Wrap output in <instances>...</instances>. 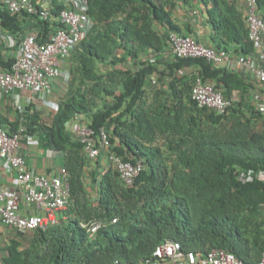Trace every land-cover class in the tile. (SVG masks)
Instances as JSON below:
<instances>
[{"label": "trees", "instance_id": "obj_1", "mask_svg": "<svg viewBox=\"0 0 264 264\" xmlns=\"http://www.w3.org/2000/svg\"><path fill=\"white\" fill-rule=\"evenodd\" d=\"M6 2L0 0V25L18 39L35 31L46 44L65 26L58 17L63 4L55 3L46 20L13 13ZM257 2L264 17V0ZM199 4L215 26L219 48L253 51L238 0H88L93 24L68 58L67 90L52 123L30 115L10 130L24 126L26 137L65 154L69 205L58 224L16 230L0 247V264H142L168 239L197 253L225 248L249 263L261 259L264 181L243 183L239 173L264 169V131L255 128L264 115L254 109L243 119L237 102L219 114L191 98L197 75L215 81L227 97L247 89L246 77L204 58L175 55L162 64L170 33L191 32L178 22V8ZM3 51L0 34V70H10L15 60ZM185 66L198 73L176 77ZM155 72L171 77L169 97L161 90L149 100ZM78 113H86L97 132L106 128L112 152L143 161L133 185L126 186L113 167L103 171L100 157L92 164L68 128ZM91 220L105 223L94 235L83 226Z\"/></svg>", "mask_w": 264, "mask_h": 264}, {"label": "built area", "instance_id": "obj_2", "mask_svg": "<svg viewBox=\"0 0 264 264\" xmlns=\"http://www.w3.org/2000/svg\"><path fill=\"white\" fill-rule=\"evenodd\" d=\"M7 8L13 12L26 11L41 19L52 18V5H43L35 0H7ZM88 0H65L58 17L65 24L59 28L51 40L40 43L38 34L29 31L21 39V50L10 70H0V93L9 94L14 89L30 90L45 98L52 90L55 80L63 75V66L74 47L90 29L93 21L87 12ZM245 17L249 27L254 52L234 55L232 50L216 48L201 42L193 35L171 32L169 43L175 55L181 58H204L217 67L226 69H247L264 84V17L259 11L257 0H246ZM155 82V81H154ZM191 98L200 107H207L219 114L230 112L239 100L238 93L225 96L222 89L212 80L197 75L191 88ZM256 111L264 114V90L253 95ZM72 133L83 144L87 156L95 160L101 147L110 149L112 143L105 127L97 132L78 116L71 123ZM25 127L15 132L0 125V158L7 169L16 171L14 187L0 185V223L20 231L46 229L58 224L61 214L67 209L71 196L69 172L63 168L57 175L35 173L28 166L25 156L19 152L25 139ZM38 140L29 137L28 143ZM110 160L120 174L125 185L134 184L141 173L143 162L125 160L122 156L110 153ZM243 183L264 181V169H248L239 173ZM117 218L113 219V222ZM105 225L102 220L84 223L91 235ZM1 262V261H0ZM129 264V263H127ZM142 264H264V251L261 259L249 263L225 248H213L205 253L183 249L180 241L168 239L158 245L153 255Z\"/></svg>", "mask_w": 264, "mask_h": 264}, {"label": "crops", "instance_id": "obj_3", "mask_svg": "<svg viewBox=\"0 0 264 264\" xmlns=\"http://www.w3.org/2000/svg\"><path fill=\"white\" fill-rule=\"evenodd\" d=\"M35 1L43 5L51 4L53 6L55 3L56 4L60 3L63 4L64 6L65 0H35ZM238 1L240 2L241 9L245 15L246 0H238ZM176 18L178 22L184 27V29L186 30L191 29V32L188 35H193L197 37L201 42L214 46L219 49L218 44H220V42L218 39L215 26L212 24V22L209 21V17L205 12L204 5L199 4L194 9H190L188 7L186 8L179 7L176 12ZM0 34L2 35V42L4 43L3 53L5 55V59L15 60L21 50V38L19 39L16 38L8 30L2 28L1 25H0ZM230 50H232L234 55L243 54L235 51V47H232V49ZM253 52L254 49L251 53ZM149 56L154 57L152 54ZM162 58L164 59V62H162V64L164 65L165 63L175 59V54L173 53L170 45L167 48V50L163 53ZM68 65L70 66L69 59H67L66 62L64 63L63 75L55 80L52 90L48 92L47 96L44 99L41 98L39 93H33L30 90L14 89L9 94L0 93V125L10 131L13 127L12 123L16 122L17 120H20L19 118L23 119L24 116H30V115H37V116L39 115L38 117H40V119L43 122H46L48 124L52 123L53 118L58 110V103L60 102L61 98L64 96L67 90V80L69 76ZM228 70L236 71L240 73L242 76L246 77V83L248 85L247 89L245 91H242L240 89H235L233 93L237 92L239 97V100L236 101L237 102L236 107L240 109L238 115H240L241 118L243 119H248L252 117L253 110L255 109L253 104V95L256 91H261V90L263 91L264 84L259 82L256 79L255 75L252 74V72L247 69H228ZM191 73H198L197 67L185 66L184 68L178 70L175 73V76L178 78H182L183 76L189 75ZM170 80L171 77H168L167 75L161 76V74L155 72L151 76L147 84V91L150 94L149 100L152 99L153 94L155 92L161 90L164 92L163 98L169 97L168 94L171 89ZM80 115L82 116V121H84L85 123L89 122V116L86 113H78L73 120H75ZM72 121L68 125V128L70 129L71 133H72V129H71ZM256 125H259V128H256ZM255 128L257 130L264 131V116L261 119V121H259V123L258 122L255 123ZM29 137L31 138L33 137L34 139L38 140V142L34 144L28 143ZM111 147L110 149L103 148L101 154L99 155L104 165L103 171L109 167H113V168L115 167L112 161L110 160L109 154L114 153L111 151ZM19 152L25 156L29 168L33 170L35 173L46 174V175H57L64 168L65 154L63 152L45 146L43 143L40 142L39 137L37 136H27V137L25 136V139L21 144ZM99 157L97 159H99ZM97 159L95 160L90 159L93 165H96L95 161ZM15 175H16V171L12 169H7L4 166L2 159L0 158V185L6 188H13L14 187L13 179ZM0 232H1L0 238H2L1 236H4L5 238L8 235L9 237L13 238L17 234L14 229L5 226L2 223H0ZM1 256L2 253L0 252V261H1Z\"/></svg>", "mask_w": 264, "mask_h": 264}, {"label": "rangeland", "instance_id": "obj_4", "mask_svg": "<svg viewBox=\"0 0 264 264\" xmlns=\"http://www.w3.org/2000/svg\"><path fill=\"white\" fill-rule=\"evenodd\" d=\"M69 66V65H68ZM259 123V122H258ZM256 128H259V125H256ZM16 232H18V231H16ZM1 233V232H0ZM6 234V233H5ZM6 236V235H5ZM2 238H0V247H4L9 241H11V237H9V235L8 236H6L7 237V239H6V237L4 238V236H1Z\"/></svg>", "mask_w": 264, "mask_h": 264}, {"label": "clouds", "instance_id": "obj_5", "mask_svg": "<svg viewBox=\"0 0 264 264\" xmlns=\"http://www.w3.org/2000/svg\"><path fill=\"white\" fill-rule=\"evenodd\" d=\"M99 143H100V142H98V146H99V148H101L100 153H99V155H100V154H101V151H102L103 148L101 147V144L99 145ZM98 157H99V156H98ZM138 161H140V160H138ZM141 161H142V160H141ZM142 162H143V161H142ZM143 165H144V164H143ZM114 168H115V167H114ZM115 169H116V168H115ZM118 173H119V172H118ZM139 175H140V174H139ZM139 175H138V176H139ZM138 176H137V177H138ZM120 178H121V177H120ZM123 183H124V182H123ZM126 186H127V185H126Z\"/></svg>", "mask_w": 264, "mask_h": 264}]
</instances>
